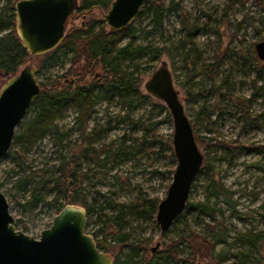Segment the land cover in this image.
<instances>
[{"label": "rangeland", "instance_id": "1", "mask_svg": "<svg viewBox=\"0 0 264 264\" xmlns=\"http://www.w3.org/2000/svg\"><path fill=\"white\" fill-rule=\"evenodd\" d=\"M171 1L178 3L180 8L167 10L161 26H156L148 15H139L132 22L137 28V43L148 47L146 54L136 61L140 67L136 73L139 94L128 100L111 98L108 93L95 106L93 116L83 125L84 130L72 131L62 149L54 144L52 134L37 142L29 153L20 152L21 145L15 140L10 152L0 159V189L8 198L17 228L39 237L42 230L51 226L58 212L54 205L45 203L25 207L30 187H18V179L36 168H55L61 155H71L74 149L87 145L86 139L92 138L98 151L111 149L112 152L108 158L100 153V165H83V171L90 177L84 182L92 192L89 201L95 197L100 199L95 191H100L117 205H130L138 196L159 202L164 199L176 164H172L171 152L162 140L173 135L174 124L164 102L151 95L144 85L165 60L204 154V164L193 182L189 202L206 199L212 189L208 184L213 176L225 193L210 197V205L220 209L216 212L217 219L228 232L225 242L210 241L208 229L213 227L214 221L199 214L192 204H187L183 212L188 223L186 234L196 239L180 243L181 260L170 259L168 264H191L183 262L184 258L195 260L193 264H264V60L259 58L256 49V45L264 41V6L259 7L258 0H163L162 4L167 7ZM6 5V0H0V10ZM106 12L107 9L97 7L91 11L76 10L67 34L85 28L92 21H102ZM184 15L199 28L195 40L197 57L195 64L188 67L184 58L190 46L181 48L182 41L188 43L182 30ZM106 30H109L107 25ZM156 48L162 50L154 59L158 54ZM60 53L57 60L41 70L42 56L34 57L39 82L50 83L63 75L72 81L91 83L99 80L103 73L100 67L87 73L83 68L85 59L72 64L71 55L65 57ZM207 64L216 68L211 71ZM60 81L63 83L65 79ZM3 84L0 80V90ZM98 89L106 94L101 86ZM159 105H164L167 111H160ZM242 106H249L247 121L243 120ZM34 114L32 106L17 127L16 135L24 131ZM260 115L256 123L252 122ZM76 117L75 107L67 109L58 120L60 130L75 129ZM124 137L138 138L133 143L135 146L145 142L142 153L133 156L129 151L118 152ZM131 140H127L125 146ZM92 181L94 185H91ZM59 202L64 200L60 198ZM95 218V213L88 216L89 233L96 228ZM126 219L132 239L142 240L149 248L159 247L158 252L165 250L171 241L178 240L185 229L178 223L162 232L156 219L155 223L132 215H127ZM258 234L262 236L258 247L247 243L248 238ZM204 237L211 242L210 250L204 251L205 256L197 253ZM111 243L113 256L125 257L130 252L128 245Z\"/></svg>", "mask_w": 264, "mask_h": 264}, {"label": "trees", "instance_id": "2", "mask_svg": "<svg viewBox=\"0 0 264 264\" xmlns=\"http://www.w3.org/2000/svg\"><path fill=\"white\" fill-rule=\"evenodd\" d=\"M6 1V7L0 10V80L4 82L30 61V55L22 45V41L16 31L15 3L17 0ZM111 2L112 0H81L77 11H91L95 7L108 9ZM258 6H264V0H258ZM178 8L180 6L175 1H171L170 5L165 7L162 2L147 0L141 8L140 17L144 15L151 16L152 22L156 26H161L165 12L172 9L178 10ZM182 30L186 34L188 43L186 44L185 41H182L181 48L186 49L190 46L187 56L184 58L188 67L195 64L197 57L195 40L199 28L191 24L187 15H184ZM136 32L137 28L132 23L121 30L109 29L107 31L104 20L99 22L92 21L85 28L74 30L67 34L63 42L53 51L40 55L42 56V61L39 70L48 67L57 60L60 56L58 53L61 52L60 54L65 57L71 55L72 64L85 59L86 63L83 68L87 73H92L93 68L96 67H100L103 73L99 80L95 79L91 83L68 80L65 75L50 83L40 82L41 92L33 104L34 117L26 124L24 131L19 132L15 136V140L21 145L20 152L29 153L33 146L48 134L53 135L54 144L62 149L66 146L67 138L72 131L78 128L82 129V131L84 130L83 125L93 116L95 106L99 100L108 96V93H111V98L116 96L128 100H130L132 95L139 94L137 86L139 77L136 73L140 67L136 61L146 54L148 47L137 43ZM125 38H128V40L122 42ZM156 50L158 54L154 56V59L160 55L162 49L156 48ZM191 57L194 59L189 62L188 60ZM207 65L211 71L213 68H216L213 64ZM62 78L65 79L63 83L60 81ZM98 86L105 89L106 94H102ZM248 101L252 102V100ZM71 107H75L77 111L75 119L77 126L75 129L61 131L58 120ZM159 108L160 111H167L164 105H159ZM248 109L249 106L247 108L242 106V112L245 113L243 117L244 121L248 120ZM168 117L170 118L169 113ZM260 117L261 115L254 119V122L256 123ZM98 134L96 133L97 136ZM130 139H132L131 143L125 146L126 141H130ZM85 141H87V145L74 149L71 155H61L59 163L54 165L55 168H36L18 179V187L23 189L28 186L30 187V197L26 200L24 206L35 207L45 203L54 205L57 212H59L65 205L72 203L84 206L88 216L95 213L96 218L93 224L96 228L93 234L98 238L97 243L101 250L110 253L112 243H110L109 239L111 238L114 242L130 246V252L125 257L121 255L115 256V264H168L170 259L180 261V243L196 239V237L186 234L188 223L186 217H184L185 213L174 223V225L180 223L181 226L185 227L179 234V239L167 244L168 246L165 250L151 254L150 248L142 240L135 241L132 239L131 233L127 230L130 225L126 217L127 215H132L138 219L141 218L155 223V215L159 204L157 199L138 196L136 201L130 205H117L112 201H108L107 197L102 195L100 191H95L100 196V199L98 200L95 197L92 201L88 200V196L92 192L86 188L84 182L90 179V177L83 171V165L86 163L100 165L102 162L100 153H103L108 158L112 150L98 151L93 144L92 138H88ZM137 141L138 138L124 137L117 149L118 152L129 151L133 156L142 153L145 142L138 143L137 146L133 145ZM162 142L166 149L171 152V162L175 165L177 161L172 145V134L168 135L166 141L162 140ZM116 156H118V153ZM18 157L22 158L23 156L18 155ZM117 180L119 181L118 177ZM94 184L92 181L91 185ZM208 187H212V189L204 201L196 203L188 201V205L192 204V208L199 214L208 216L214 221L213 227L208 229L210 231V241L216 243L225 242L228 232L222 228L221 222L217 219L216 215V212H220V209L216 210L210 205V197H219V195L225 193V189L221 184L215 182L213 176L210 177ZM51 196L54 197L48 200ZM60 198L64 202H59ZM110 211L113 213L111 214ZM212 228L213 232L211 234ZM207 239V237L202 239L203 242L197 251V253L203 256H205V252H208L211 247V242ZM261 239L262 236L258 234L252 238H248L247 243L253 247H258ZM182 261H189L191 264L195 263V260L187 258H184Z\"/></svg>", "mask_w": 264, "mask_h": 264}, {"label": "water", "instance_id": "3", "mask_svg": "<svg viewBox=\"0 0 264 264\" xmlns=\"http://www.w3.org/2000/svg\"><path fill=\"white\" fill-rule=\"evenodd\" d=\"M146 1L112 0L103 20L111 30L124 29L140 15ZM78 7L79 0L15 3L16 31L30 61L5 81L0 90V159L10 152L17 127L41 92L34 57L53 51L63 42ZM256 49L264 60V41ZM144 86L164 102L174 124L172 145L177 163L166 197L159 202L155 215L165 232L185 211L193 182L202 170L204 154L167 61H162ZM87 224L86 208L68 203L55 215L51 226L34 237L17 228L8 198L0 189V264H115L114 257L98 247L95 236L87 231Z\"/></svg>", "mask_w": 264, "mask_h": 264}, {"label": "flooded vegetation", "instance_id": "4", "mask_svg": "<svg viewBox=\"0 0 264 264\" xmlns=\"http://www.w3.org/2000/svg\"><path fill=\"white\" fill-rule=\"evenodd\" d=\"M252 122H254V120H253ZM175 222H176V221H175ZM175 222H174V223H175ZM174 223H173V224H174ZM94 230H95V229H94ZM93 232H94V231H93ZM93 232H92V234H93ZM93 235H94V234H93ZM94 236H95V235H94ZM95 238H96V237H95ZM97 239H98V238H96V241H97ZM109 241H110V243H111V242H114V240H113L112 238L109 239ZM97 244H98V243H97ZM158 248H159V247H156V248H155V247H151V248H150V250H151V254L157 252V249H158ZM110 254H111V253H110ZM111 255H112V254H111ZM112 256H113V255H112ZM113 257H114V261H115V256H113Z\"/></svg>", "mask_w": 264, "mask_h": 264}]
</instances>
